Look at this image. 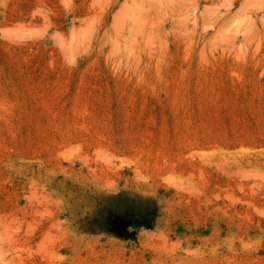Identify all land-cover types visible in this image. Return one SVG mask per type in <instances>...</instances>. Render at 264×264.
I'll list each match as a JSON object with an SVG mask.
<instances>
[{
    "label": "rangeland",
    "instance_id": "374dc122",
    "mask_svg": "<svg viewBox=\"0 0 264 264\" xmlns=\"http://www.w3.org/2000/svg\"><path fill=\"white\" fill-rule=\"evenodd\" d=\"M0 264H264V0H0Z\"/></svg>",
    "mask_w": 264,
    "mask_h": 264
}]
</instances>
